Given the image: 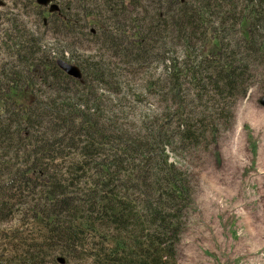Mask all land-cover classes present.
<instances>
[{"label": "trees", "instance_id": "obj_1", "mask_svg": "<svg viewBox=\"0 0 264 264\" xmlns=\"http://www.w3.org/2000/svg\"><path fill=\"white\" fill-rule=\"evenodd\" d=\"M105 1L109 7L104 9L99 0H62L60 12L51 16L53 20L41 9V27L64 34L69 40L67 46L79 47L82 42L95 45L106 40L114 62L120 66L140 60L148 62L146 68L151 63H163L172 81L170 92L181 93L182 76L188 74L193 77L197 96L206 94L209 84L219 91L221 82L233 88L241 74L238 69L242 68L236 65L235 69V61L241 59L236 56L234 60L236 52L223 50L220 41L218 55L201 53L197 63L185 60L180 69L179 58L169 55L168 37L178 39L180 44L186 40V53L191 57L195 53L193 42L204 41L209 33L212 38L224 40L225 28L235 30L234 23L228 20H237V14L244 24H249L248 36L243 33L247 47L256 51L260 41L257 33L264 30L263 0H244L241 7L237 0ZM149 4L155 6L151 13ZM142 13L148 14L147 23ZM225 13H230L229 17ZM13 34L14 38L8 36L9 56L0 66V173L8 178L0 187V222L23 196L36 192L34 218L46 229L32 238L14 234L19 249L9 259L1 255L0 264H42V258L52 256L57 248L61 254L85 251L91 264H178L176 244L185 225L184 206L192 202V196L181 172L168 160L165 147L161 168L154 172L149 169L152 157L147 142L110 134L98 127L93 113L88 111L90 106L85 111L81 109L86 106L81 102H87L90 80H102L100 61L90 56L79 59L69 53V60L83 72L77 79L56 64V58L65 56L69 48L42 54L34 33L20 30ZM148 40L151 46L155 44L151 50L162 46L163 53H154L151 59L132 57L137 51L145 54ZM124 42L136 48L129 49ZM259 48L264 52L261 43ZM206 61L212 65L215 78L201 74ZM105 69L108 71V65ZM28 87L33 95L29 104L13 98V93ZM74 95L76 98H70ZM186 134L192 137L193 133L188 129ZM105 147L111 151L101 162L93 161L94 154H103ZM129 158L137 163L136 168L124 166ZM61 160L67 161L60 163ZM91 160L94 164L89 166ZM140 177L147 188L137 186V191H132L129 181ZM84 179L93 184L90 189L79 185Z\"/></svg>", "mask_w": 264, "mask_h": 264}, {"label": "rangeland", "instance_id": "obj_2", "mask_svg": "<svg viewBox=\"0 0 264 264\" xmlns=\"http://www.w3.org/2000/svg\"><path fill=\"white\" fill-rule=\"evenodd\" d=\"M59 1L56 2L59 4ZM99 1L104 9L109 7L105 0ZM237 1L241 7L244 0ZM35 3L33 0H0V66L9 56L6 48L10 44L8 36L14 38L13 33L20 30L25 34L34 33L42 54L49 55L67 47L71 56L74 54L79 59L90 56L100 61L102 80H90L85 96L87 102H81L86 106L81 109L85 111L90 106L88 111L93 113V120L110 134L123 135L128 141L147 142L152 157L149 169L154 172L161 168L162 147H165L168 160L181 172L191 193L192 202L184 206L185 225L176 244L178 264H264V105L261 103L264 96V52L259 48L260 43L264 46V30L257 33L260 35L255 46L257 50L247 47L243 33L248 36L249 24H244L237 14V20L231 17L228 20L234 23L232 29L235 30H223L224 40L212 38L209 33L204 41L191 42L195 52L191 57L186 53V40L180 44L178 39L168 37L169 55L179 58L180 69H183L185 60L197 63L196 57L201 53L210 57L218 55L220 41H223V50L227 48L236 52L234 60L236 56L241 59L234 64L235 69L242 68L238 69L241 74L235 87H227L221 82L219 91L214 84H209L207 93L197 96L191 74L182 76L181 93L170 92L172 81L163 63H151L146 68L148 62L140 60L143 62L120 66L114 62L106 40L95 45L82 42L79 47L67 46L69 40L64 34L40 26L37 13L40 8ZM111 6L116 7V4L111 3ZM148 8L151 13L155 6L149 4ZM229 14L224 15L229 17ZM147 15L141 14L145 23ZM220 17L217 16V25L221 22ZM146 44L149 48L143 50L145 56L137 51L132 57L144 59L148 56L151 59L154 53L164 51L162 46L151 50L155 44L151 46L149 40ZM124 46L132 50L136 48L127 42ZM129 60L127 57L126 61ZM135 67L140 69L135 71ZM201 74L214 77L209 61L204 62ZM16 94L13 93V98ZM31 97L27 88L18 93L21 103L30 101ZM0 110L2 112L1 107ZM188 129L192 131V137L187 136ZM119 147H122L121 143ZM109 151L105 147L103 154H94L93 161L101 162ZM64 161L67 160L60 163ZM93 161L89 166L94 164ZM124 166L134 169L137 163L129 158ZM7 179L5 173H0V187ZM144 182L142 177L129 181L132 191H137V186L145 190L147 185ZM79 185L86 189L93 186L86 179ZM152 188L153 184L150 190ZM35 194L30 192L23 196L10 215L0 222V256L9 259L11 253L19 249L14 234L32 238L46 229L34 218L38 206ZM142 197H147V193H142ZM61 256L66 259L65 264H91L87 252L77 249L61 254L59 248L53 250L52 256H44L42 264H63L57 261Z\"/></svg>", "mask_w": 264, "mask_h": 264}, {"label": "water", "instance_id": "obj_3", "mask_svg": "<svg viewBox=\"0 0 264 264\" xmlns=\"http://www.w3.org/2000/svg\"><path fill=\"white\" fill-rule=\"evenodd\" d=\"M51 1L53 0H38L39 3L43 4V5H47L49 4ZM59 7L57 4H52L51 5V10H57ZM60 67L66 71L68 74L73 75L75 77H81V70L78 66L70 64L65 62L64 60H59L58 61ZM261 103L262 105H264V96L261 99ZM60 261L62 262V259H60Z\"/></svg>", "mask_w": 264, "mask_h": 264}, {"label": "flooded vegetation", "instance_id": "obj_4", "mask_svg": "<svg viewBox=\"0 0 264 264\" xmlns=\"http://www.w3.org/2000/svg\"><path fill=\"white\" fill-rule=\"evenodd\" d=\"M37 7H39L40 8V10L37 12L38 13V15H39V17H40V26H41V13H40V11H41V9H42V7H40V6H37ZM46 8L47 9H45L47 12H46V15L48 14V17L51 19V20H53V18L51 17L54 13H59L60 12V9H61V6L59 7V9L58 10H51V8L49 7V6H46Z\"/></svg>", "mask_w": 264, "mask_h": 264}]
</instances>
